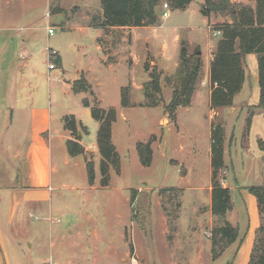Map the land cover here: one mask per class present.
<instances>
[{
	"label": "rangeland",
	"instance_id": "rangeland-1",
	"mask_svg": "<svg viewBox=\"0 0 264 264\" xmlns=\"http://www.w3.org/2000/svg\"><path fill=\"white\" fill-rule=\"evenodd\" d=\"M165 2L168 0L159 6L158 13V25L163 27L137 32L141 37L135 46L137 59L126 57L130 68L119 60L107 70L98 62V56L105 54L96 47L97 31L79 28L87 15L88 23H92L94 16L102 14V0H0V187L20 182L21 159L31 140L30 107L51 104L59 132L66 137V117L73 114L64 115L61 124L60 116L64 111L82 110L85 95H63L60 82L76 78L79 69L94 73L91 79L87 76L95 91L89 96L91 108L102 104L117 109L112 139L121 154L120 166H111L110 182L104 186L99 148L96 152L85 149L84 159L78 155L66 166L63 158L67 145L55 140L54 160L60 166L50 201L44 196L49 191L44 192L41 206L20 192L9 197L3 193L1 197L0 229L12 259H19L21 264H133L134 257L138 264H235L239 254L236 261L248 264L254 242L251 227L254 223L257 229L262 223L258 199L247 189L264 185V110L254 107L260 97L256 103H249L255 96V85L261 90L259 67L253 70V62L246 56V81L234 104L213 108L208 55L214 53L222 34L215 35L214 31L232 18L212 12L207 24L202 13L206 0H193L188 10L171 7L170 16L165 18ZM233 2L256 6L255 0ZM49 26L54 28L52 35ZM125 31L106 29L105 34L115 39L104 37L105 52L112 51L111 45H120ZM147 36L153 41L154 55L150 57L141 44ZM163 41L167 42L166 51ZM49 46L59 51L56 58L48 57ZM182 50L191 63L200 56L203 65L190 102L175 110L171 106L174 91L182 87L185 77L179 75ZM116 57L119 54L109 60ZM50 62L55 63V69L49 68ZM153 72L160 80V93L145 88ZM124 88H128L127 107L122 105ZM79 113L89 128L78 122L81 135L69 130L72 138L81 139L89 130L86 142H97L99 121ZM212 123L225 129L226 165L219 179L231 188L233 200L225 217L215 215L212 209ZM148 141L153 159L150 166H144L138 145ZM89 164L95 169L93 184ZM65 176L69 178L67 188L61 181ZM164 215L168 216V229ZM224 220L240 227L239 236L215 259V240L220 241L217 248L223 242L214 229Z\"/></svg>",
	"mask_w": 264,
	"mask_h": 264
},
{
	"label": "trees",
	"instance_id": "trees-1",
	"mask_svg": "<svg viewBox=\"0 0 264 264\" xmlns=\"http://www.w3.org/2000/svg\"><path fill=\"white\" fill-rule=\"evenodd\" d=\"M164 0H102L103 12L93 17L94 26L109 27H139L158 25L159 6ZM256 6L232 0H206L202 9L205 16L212 12L228 14L232 21H227L218 26L222 31L221 37L215 46L214 57L210 65V80L212 84L210 101L213 108H225L234 104L235 96L240 93L246 81V56L250 53L257 55L259 67L260 102L257 109L264 110V0H255ZM173 10L186 9L193 0H168ZM201 57H197L194 63L187 57L186 50H182L179 75H185L182 87L174 91L171 102L173 109L190 102L196 90V81L202 69ZM147 91L161 92L160 80L153 72L151 80L145 86ZM75 92L95 93L92 84L85 74L73 83ZM128 88L123 89L122 105L130 106ZM150 95L147 92V95ZM187 100H181V97ZM98 102V101H97ZM85 107H91L89 98L83 101ZM174 110V111H175ZM92 116L99 121L100 126L97 134V145L102 156L100 164L102 180L107 186L110 182L111 166L119 167L121 156L113 143V124L117 120V109L115 107L104 108L96 104L91 108ZM252 115L254 112L251 113ZM171 115V114H170ZM252 117V116H251ZM250 117V119H251ZM249 119V121H250ZM67 129L73 135L79 133L78 121L75 116L66 117ZM82 124V123H80ZM86 127V126H85ZM212 209L215 215L225 217L232 209V190L221 183L219 175L225 167V129L222 124L212 123ZM68 151L71 155H80L85 152V147L79 139L69 138L67 140ZM141 163L150 166L153 159V148L151 141L140 142L138 145ZM89 181H95V169L92 164L88 165ZM249 192L258 199V206L262 215V223L255 231V239L248 264H264V185H252L247 187ZM133 197L131 198V200ZM239 226H233L230 221L224 220L222 225L214 229L215 236L220 235L223 246L217 248L219 240H215L212 249L213 257L216 259L233 244L239 236ZM241 242L244 238L242 237ZM225 241V243H224ZM229 264H233L230 262Z\"/></svg>",
	"mask_w": 264,
	"mask_h": 264
},
{
	"label": "crops",
	"instance_id": "crops-1",
	"mask_svg": "<svg viewBox=\"0 0 264 264\" xmlns=\"http://www.w3.org/2000/svg\"><path fill=\"white\" fill-rule=\"evenodd\" d=\"M188 9L186 8L184 10H188ZM101 11H103V10H101ZM205 18L206 19H204V20L208 24L209 17L205 16ZM88 21H89V18L87 15L84 26L79 27V28L80 29L91 28V29H93V30L95 29L97 31L96 47H97L98 51L102 52V54L103 53L105 54V56H103V55L98 56V62L101 63L100 67H104L107 70L113 69V64L116 62H119V60L126 61L127 56L130 57V55H131V57H133L135 60L137 59L136 57L138 56L137 55L138 53L136 51L137 48H135V46L138 45L137 43H139V41L141 39V37L137 34V32L139 30L145 28L147 30L151 29V30L156 31L158 27L159 28L163 27L162 24L139 26V27H129V26H126V27H117V26L110 27V29L121 28V29H126V31H125L124 35H121L122 37H121L120 45L118 47H114V45H111L112 51L106 49V51L107 50L108 51L105 52V47H103L104 45L102 43L104 37H106V35H108L107 39L108 40L110 39L113 41V39H115L114 36L109 35L108 33L105 34L106 29H108V28H105L102 26H94L92 23H88ZM126 40H127V42H126ZM175 40L178 42L180 40V36L177 35ZM141 44L144 45L145 48L143 46L142 47L145 49V52L149 55V57L154 55V54H152V45H153L152 37H149V36L145 37V39L142 40ZM210 46H212V45H210ZM162 49L164 51L167 50V42L166 41H163ZM144 53L142 54L141 58L143 57ZM97 54H99V53L97 52ZM118 54H119V57H116L112 60H109V57L111 55H118ZM79 55L81 56L80 53H79ZM155 57L157 59V65H159L160 69L165 71V68L162 66V63L159 60V58L157 56H155ZM208 57H209L208 61L210 62L209 63V67H210L211 61L214 57V53H210V55H208ZM247 59H248V61L252 60V62H253L252 67L254 70L258 65L256 55L254 53H250L247 55ZM153 61L156 62V60H153ZM125 63L128 66V62L126 61ZM50 69H55V68H50ZM82 74H85L86 77L88 76L91 79V77L94 73H93L92 69H88L87 71H84L83 69H79L77 71V75H75V76L78 77L79 75L81 76ZM163 74H164V72L162 73V75ZM77 77L65 79L63 77L58 76V78L60 80L62 78L64 79L63 82H60L61 86L63 87L62 88V94L67 95V97H70L72 93H74L75 95H79L82 93L85 95L84 98H89V96L91 94L90 92H85V91L75 92L73 90V83L75 82V80H77ZM23 86H24V84H21V87H23ZM255 87H256L255 96H253V97H251V99H249L250 104L256 103V101L260 97V89L257 85H255ZM89 100H90V98H89ZM100 100L102 101V99H100ZM100 106L104 107V106H102V104ZM104 108H106V107H104ZM27 111H29V113L27 115H29V119L31 121V131H30V134L28 133V135H31V140L29 142L26 155L21 159L23 166H21V168H20L21 169V172L19 174L20 182L17 185H13L12 187H8L9 185L7 187H0V200H2L1 197H3V193L4 194L6 193L7 197H9L10 194L11 195H13V194L18 195L20 192V195L24 194L25 199L37 202L36 205L41 206L42 200H44L46 197L49 198V201L51 199V195H52L51 191L54 189L53 184L55 182L54 175H55L58 167L60 166L57 163H55V160H54V153H53L54 142H55V140H59L61 145H67L66 140H68L69 138H72V136H71V132H69V130H67V135L65 138H63L65 134H61L59 132L60 127H59V125L56 124V120H55L56 116L53 113L51 104L42 103V104H38V105H33ZM81 111L85 115H87L89 118H93L92 113H91V107H85V105L83 103L82 110L77 111L76 113H71V112L66 113L64 111L60 116L59 123L61 124V119L64 115L73 114V115H75V117L79 123H83L85 126L88 127L85 119L79 117V114H80L79 112H81ZM89 111H90V113H88ZM20 116H18V118ZM88 133H89V130L87 131V134H83L82 138L79 139V141L81 144L84 145L86 151L92 150V151L96 152L97 148H98L97 142L92 140V143H90V145H89V143L86 142V138L88 137ZM79 134L81 135V132H79ZM80 155L83 158V154H80ZM76 156H78V155H75V156L71 155L69 153L68 147H67L65 149V154H64V158H63L64 164H66V166L70 165L72 159ZM120 156H121V154H120ZM210 160H211V156H210ZM70 169L71 168L68 167L66 170L69 171ZM67 175L70 176L69 174H67ZM68 176L63 177V179L61 180L62 186H65L66 188H67V183H68L67 179H69ZM47 191H49L48 196L44 195V192L47 193ZM43 195L45 196V198ZM211 196H212V190H211ZM7 197L5 200L8 199ZM160 197H161V194H160ZM211 199H212V197H211ZM50 209H51V202H50ZM197 213H198V210H197ZM198 215L201 216L199 213H198ZM202 218H203V216H201V219ZM201 219H198L199 222L201 221ZM252 221H254V219ZM163 222L166 224V229H168V216L167 215H164ZM256 227H257V225H256ZM256 227L253 223V225L251 227L254 231L253 232V235H254L253 241L255 238ZM231 245H233V244H231ZM96 247H97V245H96ZM244 251H245V249H244ZM238 255L239 254H237L235 257L236 258L235 264H240L236 261L238 258ZM196 260H198V258H196ZM0 264H21V262H19V259L15 260L9 256L7 249H6L4 242H3V233L1 231V229H0Z\"/></svg>",
	"mask_w": 264,
	"mask_h": 264
},
{
	"label": "built area",
	"instance_id": "built-area-1",
	"mask_svg": "<svg viewBox=\"0 0 264 264\" xmlns=\"http://www.w3.org/2000/svg\"><path fill=\"white\" fill-rule=\"evenodd\" d=\"M163 13H162V16L163 17H165V18H167V17H169L170 16V9H171V6H170V4H169V2H165L164 4H163ZM215 32V35H218V34H220L221 33V31H219V30H216V31H214ZM48 33L50 34V35H52L53 33H54V28L53 27H48ZM47 51H48V57L51 59V58H56L58 55H59V51L58 50H56V49H53V48H51L50 46L49 47H47ZM55 63H53V62H50L49 63V67L50 68H55ZM133 264H138V260L134 257L133 258Z\"/></svg>",
	"mask_w": 264,
	"mask_h": 264
}]
</instances>
